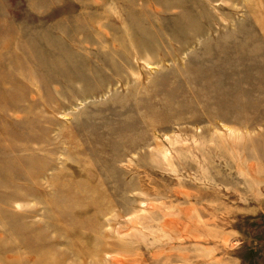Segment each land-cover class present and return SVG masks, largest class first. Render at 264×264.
<instances>
[{
  "label": "rangeland",
  "instance_id": "1",
  "mask_svg": "<svg viewBox=\"0 0 264 264\" xmlns=\"http://www.w3.org/2000/svg\"><path fill=\"white\" fill-rule=\"evenodd\" d=\"M0 264H264V0H0Z\"/></svg>",
  "mask_w": 264,
  "mask_h": 264
}]
</instances>
